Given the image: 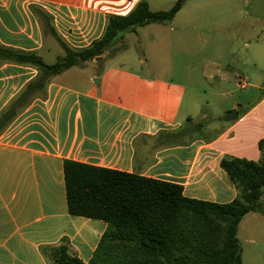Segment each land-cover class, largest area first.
<instances>
[{
    "label": "crops",
    "instance_id": "obj_1",
    "mask_svg": "<svg viewBox=\"0 0 264 264\" xmlns=\"http://www.w3.org/2000/svg\"><path fill=\"white\" fill-rule=\"evenodd\" d=\"M99 1L0 0V45L44 60L59 45L53 27L67 46L84 49L102 36L108 15L126 16L140 0H107L105 8ZM32 8L49 21L41 23ZM142 31L151 42L146 53L163 58L148 72L100 69L102 57L71 67L0 135V264H48L41 248L62 240L83 263L90 260L107 226L68 213L65 160L174 183L186 198L227 204L237 192L221 160L264 159V0H187L170 22L126 36ZM36 75L0 64V112ZM232 88L243 91L234 96ZM231 111L237 117L226 122ZM188 120L208 135L168 147L157 142L160 132ZM236 236L242 264H264V215L246 214Z\"/></svg>",
    "mask_w": 264,
    "mask_h": 264
},
{
    "label": "trees",
    "instance_id": "obj_2",
    "mask_svg": "<svg viewBox=\"0 0 264 264\" xmlns=\"http://www.w3.org/2000/svg\"><path fill=\"white\" fill-rule=\"evenodd\" d=\"M185 1L175 0L169 10L153 12L146 0H140L126 16L108 15L102 36L84 49L70 48L49 27L64 52L52 64L34 52L0 45V64L37 71L0 112V135L34 99L44 96L54 76L101 57L123 39L122 34L170 22ZM32 10L41 23L49 21L44 10ZM201 126L198 123L192 128L201 130ZM188 132H160L157 142L162 147L179 145ZM258 147L264 151V140ZM220 167L237 192L227 204L186 198L182 186L174 183L65 160L68 213L98 219L107 226L86 264H242L237 230L246 214L264 215V159L224 158ZM41 253L48 264H85L71 254L66 240L42 247Z\"/></svg>",
    "mask_w": 264,
    "mask_h": 264
},
{
    "label": "rangeland",
    "instance_id": "obj_3",
    "mask_svg": "<svg viewBox=\"0 0 264 264\" xmlns=\"http://www.w3.org/2000/svg\"><path fill=\"white\" fill-rule=\"evenodd\" d=\"M99 2L103 5L104 8L107 6V0H100ZM149 4L152 10L166 11L172 7L173 0H149ZM121 36H123V39L116 42L107 52L104 53V55L101 56V61H99L100 66H98L100 67V69L103 67L121 68L125 70H136L140 73L145 74L146 72H148L147 65H155L159 63V60L162 57H159L157 53H152V51L146 53L150 38L148 35L145 34V31L127 36L126 34H122ZM48 42V44L52 43L51 41ZM53 46L54 45H52V47ZM63 53L64 52L61 47H59V45H55L49 53H46L44 55V61L50 64L54 63L56 61V58L62 56ZM166 59L170 60L171 57H166ZM173 60L177 63L179 60H181L179 64L183 67L185 65L190 64V62H185V59L183 57H174ZM196 60L200 63V59ZM95 71L98 73L100 72L99 70L97 71V67L95 68ZM77 81H83V77H81L80 80L77 79ZM248 90L249 87L245 91ZM230 91L233 93L234 96H239L240 92L243 90H240L238 88H232ZM188 94L189 92L187 93V97ZM195 97L196 95H194V99ZM195 124L198 123L186 122L176 130H174L177 132L189 130V132L186 133L181 142H188L190 138L208 135V133H205L204 131L202 132L201 130H196L192 128L193 126H195ZM262 247L264 248V246Z\"/></svg>",
    "mask_w": 264,
    "mask_h": 264
},
{
    "label": "water",
    "instance_id": "obj_4",
    "mask_svg": "<svg viewBox=\"0 0 264 264\" xmlns=\"http://www.w3.org/2000/svg\"><path fill=\"white\" fill-rule=\"evenodd\" d=\"M99 59H100V57H96L95 58V60H99ZM236 117H237L236 112L235 111H231V112H229V113L226 114L224 120L226 122H229V121H232V120L236 119Z\"/></svg>",
    "mask_w": 264,
    "mask_h": 264
}]
</instances>
